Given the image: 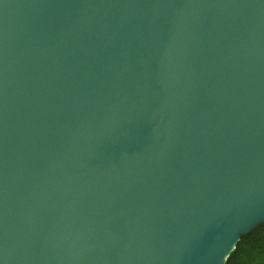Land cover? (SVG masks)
<instances>
[{
	"label": "water",
	"instance_id": "obj_1",
	"mask_svg": "<svg viewBox=\"0 0 264 264\" xmlns=\"http://www.w3.org/2000/svg\"><path fill=\"white\" fill-rule=\"evenodd\" d=\"M264 224V0H0V264H224Z\"/></svg>",
	"mask_w": 264,
	"mask_h": 264
},
{
	"label": "trees",
	"instance_id": "obj_2",
	"mask_svg": "<svg viewBox=\"0 0 264 264\" xmlns=\"http://www.w3.org/2000/svg\"><path fill=\"white\" fill-rule=\"evenodd\" d=\"M224 264H264V224L242 236Z\"/></svg>",
	"mask_w": 264,
	"mask_h": 264
}]
</instances>
